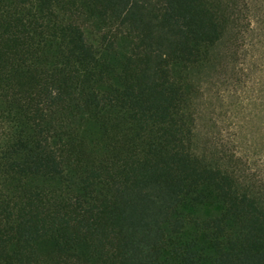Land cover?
I'll return each instance as SVG.
<instances>
[{"label": "trees", "instance_id": "1", "mask_svg": "<svg viewBox=\"0 0 264 264\" xmlns=\"http://www.w3.org/2000/svg\"><path fill=\"white\" fill-rule=\"evenodd\" d=\"M253 0H0V264H264V178L212 116Z\"/></svg>", "mask_w": 264, "mask_h": 264}, {"label": "rangeland", "instance_id": "2", "mask_svg": "<svg viewBox=\"0 0 264 264\" xmlns=\"http://www.w3.org/2000/svg\"><path fill=\"white\" fill-rule=\"evenodd\" d=\"M253 2L254 48L241 65L240 82L228 85L211 111L239 154L264 178V0Z\"/></svg>", "mask_w": 264, "mask_h": 264}]
</instances>
